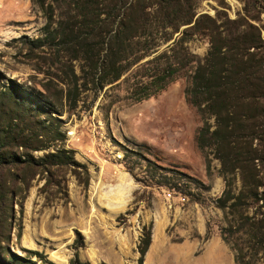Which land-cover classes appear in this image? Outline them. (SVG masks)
Wrapping results in <instances>:
<instances>
[{"label": "rangeland", "instance_id": "374dc122", "mask_svg": "<svg viewBox=\"0 0 264 264\" xmlns=\"http://www.w3.org/2000/svg\"><path fill=\"white\" fill-rule=\"evenodd\" d=\"M51 10L47 21L32 0H0V264H138L143 227L142 264H236L214 204L220 162L197 147L204 121L185 90L212 46L250 61L242 95L256 101L242 112L252 110L248 140L264 182V0H79ZM130 18L147 22L131 33L139 58L108 81L110 38ZM167 64L177 72L165 88L134 101L143 76ZM62 156L76 164H58ZM248 213L264 219V188ZM248 258L264 264L262 253Z\"/></svg>", "mask_w": 264, "mask_h": 264}, {"label": "trees", "instance_id": "16d2710c", "mask_svg": "<svg viewBox=\"0 0 264 264\" xmlns=\"http://www.w3.org/2000/svg\"><path fill=\"white\" fill-rule=\"evenodd\" d=\"M45 16L47 21L52 18L51 4L62 3L70 5L79 0H32ZM147 27L145 20L130 18L121 22L119 28L110 38L112 48L111 66L107 72L111 77L108 81H117L128 67L134 65L139 56H133L131 33L138 28ZM39 42V41H38ZM127 48V49H126ZM144 56L147 55L143 54ZM143 55L140 57L142 58ZM242 54L221 52L212 46L199 63L191 77L190 84L185 90L186 101L194 107L204 121L198 130L196 144L199 149H211L220 162L219 173L224 182V190L214 200L216 208L223 212L224 226L220 229V236L235 253L236 264H253L248 255L254 257L258 253L264 255V219L249 215L248 209L257 200L258 190L264 188V182L259 178L253 162V151L249 138L255 135L251 109L242 112L243 107H251L255 100V93L242 95V92L252 85L248 68L250 61L243 62ZM239 56V57H238ZM130 57L132 60L130 61ZM120 62H124L123 64ZM177 68L167 64L166 69L159 73L145 74L131 90L132 99L136 102L146 100L161 91L172 80ZM257 84L253 87L256 89ZM246 101H249L246 103ZM213 120V129L208 121ZM257 139V138H256ZM0 141V165L4 163ZM71 161V162H68ZM58 164H76L71 157L62 156L57 159ZM238 172L241 187L234 193L233 174ZM244 236L239 244V235ZM237 239V240H236ZM150 244V227H143L142 236L137 245L139 254L138 264H142L143 256ZM249 251L244 253L242 246ZM72 264H80L77 260Z\"/></svg>", "mask_w": 264, "mask_h": 264}]
</instances>
